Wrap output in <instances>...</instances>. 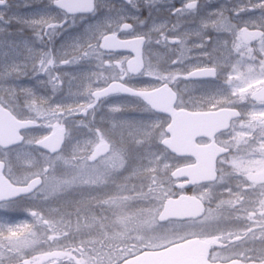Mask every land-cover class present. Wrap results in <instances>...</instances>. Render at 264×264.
<instances>
[{"label": "flooded vegetation", "instance_id": "1", "mask_svg": "<svg viewBox=\"0 0 264 264\" xmlns=\"http://www.w3.org/2000/svg\"><path fill=\"white\" fill-rule=\"evenodd\" d=\"M12 1L5 0L2 9ZM53 1L52 11L61 23L49 26L50 36L42 37L34 69L46 85L61 80V71L66 70L55 62L57 58L50 47V39L70 21L80 19L86 25L94 22L99 25L98 38L92 46L89 43L82 48L83 59L96 51L94 55L100 72L97 77L103 81L95 90L116 82L135 92L156 93L167 103L174 98L173 111L196 114L230 110L238 114L226 130L215 134L213 119L193 118L188 123L187 119L183 120V128L189 125L191 129H202L199 135L196 132L192 135V147L205 150L213 146V181L188 185L187 177L173 179L172 173L185 169L187 174L194 167L200 171L198 165L202 160L173 155L161 145L169 138L166 133L169 116L155 113L135 96L115 95L93 100L98 104L113 99L127 100L135 110L117 116L131 120L137 117L147 122L162 120L159 141L141 144L142 147L116 144L117 156L123 159L125 170L132 166L134 153L140 155L148 149L161 152L164 158L160 162L169 161L172 166L164 182L166 194L156 209L145 212L139 207L138 221L127 228L119 223L112 231H85L82 237L73 233L68 240L65 264H122L143 253L193 240H196L195 246L184 249L183 253L202 258L206 264H264V0H92V13L82 15H68L54 8ZM108 39L119 42L142 39V45L128 51L117 50L106 44ZM178 92L183 97L182 102H178ZM259 92L261 96H256ZM12 115L17 120H25L18 118L20 114L12 112ZM91 115L82 114V117ZM35 128L36 124L31 131ZM37 140L33 141V150L48 157L34 147ZM24 141L18 147L0 151H17ZM101 143L106 142L100 141L97 145ZM106 147L107 153L95 159L92 151L89 164L111 153L108 143ZM219 152H222L220 156ZM3 163L7 172L9 166ZM48 171L49 168L44 167L34 177L41 179L35 193L12 202L36 198L39 213L46 204H52L43 200L45 188L49 186ZM204 191H211L208 199L202 195ZM144 197L149 198L148 194ZM180 197L195 198L204 207L201 215L195 218L169 219L188 221L183 228L174 225L187 233L178 239H167L166 235L149 232V228L156 226L164 203ZM62 209L57 206L53 213H60ZM136 239H146V242L137 244Z\"/></svg>", "mask_w": 264, "mask_h": 264}, {"label": "rangeland", "instance_id": "2", "mask_svg": "<svg viewBox=\"0 0 264 264\" xmlns=\"http://www.w3.org/2000/svg\"><path fill=\"white\" fill-rule=\"evenodd\" d=\"M58 17L52 11L51 0H14L7 8L0 9V104L14 114L30 108L36 124L35 130L26 134L28 142L24 141L17 151H0V159L8 164L6 175L16 184L37 176L44 167L49 168L46 178L49 186L45 188L43 200L52 203L46 204L40 213L32 206L37 205L36 198L28 204L19 201L0 205V264H65L68 256L57 250L64 249L66 243L43 247L41 237L45 230H56L65 221L72 227L70 232L80 234L79 237L85 231H112L119 223L127 228L138 221L139 207L152 212L166 194L164 182L172 163L160 162L164 158L161 152L148 149L140 155L134 153L133 160L130 158L132 166L125 170L116 148L117 143L142 147L141 144L159 141L162 120L122 118L116 114H130L135 110L131 102L113 99L98 104L90 97L103 79L97 77L100 72L96 51L83 59L82 48L89 43L92 46L98 38L97 22L86 25L77 19L58 29L57 34L53 32L50 47L54 49L55 62L66 69L61 71V80L46 85L39 72L34 71L42 37L51 32L49 26L61 23ZM82 114H93L88 116L90 125L85 123ZM56 127H64L66 137H72L68 151L56 159L35 152L33 141ZM49 128L52 131L46 132ZM100 141L110 145L111 153L90 167L89 157ZM85 153L87 163L83 159ZM37 158L42 161V167L37 168ZM78 160L80 167L73 173L78 181L74 185L76 190L69 191L66 187L72 179L69 173ZM80 175L83 180H79ZM210 193L204 191L202 195L208 199ZM147 194L149 198L144 197ZM27 205L30 208L24 209ZM57 206L63 209L55 214ZM66 208L69 209L66 211ZM154 227L148 231L160 234L152 231ZM183 231L170 226L166 238L178 239L187 233ZM65 236L64 231L60 236L49 238L55 242ZM18 256L24 258L20 263L13 262Z\"/></svg>", "mask_w": 264, "mask_h": 264}, {"label": "water", "instance_id": "3", "mask_svg": "<svg viewBox=\"0 0 264 264\" xmlns=\"http://www.w3.org/2000/svg\"><path fill=\"white\" fill-rule=\"evenodd\" d=\"M5 5V1L0 0V8ZM53 7L65 12L68 15L90 14L93 11L92 0H56ZM107 45L115 47L117 50H130L131 47H140L142 39L132 40L130 42H119L114 39H108ZM263 92V91H261ZM259 92L256 96H261ZM113 95L135 96L140 98L154 112L164 114L170 117L171 122L166 128L169 138L164 139L161 145L165 147L171 154L176 156L188 155L202 160V164L191 169L186 174L185 169H178L171 175L173 179H181L187 177L190 182L188 185H197L212 182L213 174V146L205 150L192 147L193 137L196 132L198 135L202 129H191L189 125L183 128V120L186 123L189 119L208 120L213 119V134L224 131L228 128L229 122L238 117L235 111L223 110L216 113H187L185 111H173L174 98L170 102L160 100L156 93L135 92L132 89L121 85L120 83H110L104 89L94 91L91 95L93 99L103 100ZM34 128L32 121H18L11 113L0 106V148L8 149L18 146L22 143V129L31 130ZM66 131L64 128H57L54 132L45 138L37 141L34 146L46 153L53 155L58 153L65 142ZM212 134V135H213ZM107 153L105 143L100 144L94 151L93 159L103 156ZM222 152L218 153L220 156ZM4 163L0 162V204L10 202L21 197H27L34 193L41 185L39 178L30 180L24 186H14L4 176ZM186 185L185 187H189ZM183 187V186H182ZM204 207L200 201L195 198L180 197L176 200L169 199L164 203L163 210L159 215V221L169 219L184 220L195 218L201 215ZM196 240L172 246L168 249L157 252H146L135 258L125 261L122 264H206L201 258L194 257L188 253H183L184 249L194 247Z\"/></svg>", "mask_w": 264, "mask_h": 264}, {"label": "clouds", "instance_id": "4", "mask_svg": "<svg viewBox=\"0 0 264 264\" xmlns=\"http://www.w3.org/2000/svg\"><path fill=\"white\" fill-rule=\"evenodd\" d=\"M182 101H183V97L178 92V102H182ZM49 110H52V109L50 108ZM30 112H31V110L29 108L27 112H24V113L18 115V118L19 119H26V118H28V119H34L35 116L34 115H31ZM28 131H29L28 129H22L21 130V134L25 136V142H28V138H27V135H26V133ZM45 131L46 132H51L52 129L49 128V129H46ZM71 145H72V137H70V136L69 137H66L65 142L62 145V147L59 150V152L56 153V154H53V159H56L59 156L60 153H66ZM87 155L88 154L85 153L84 154V157H83V159L85 160V163H87ZM36 163H37V168L42 167V161L39 158H37V162ZM95 163L96 162H92V164L89 165V166L90 167L91 166H94ZM79 167H80V161L78 160L76 162L75 167L69 173L70 175H72V179L68 181V184L66 186L69 191H75L76 190V188L74 187V185H76L78 181H77V176L76 175H73V173L77 172V170L79 169ZM83 179H84L83 175H80L79 176V180H83ZM174 225H179L181 228H183L184 226L188 225V221H186V220L185 221H173V220L159 221V220H157L156 221V226L153 228L152 231L155 232V233H160L162 235H167L168 234L169 227L170 226H174ZM135 242L137 244L145 243L146 242V239H136Z\"/></svg>", "mask_w": 264, "mask_h": 264}, {"label": "trees", "instance_id": "5", "mask_svg": "<svg viewBox=\"0 0 264 264\" xmlns=\"http://www.w3.org/2000/svg\"><path fill=\"white\" fill-rule=\"evenodd\" d=\"M83 119H84V121H85L86 124H88V125L91 124L90 120L87 117L86 118H83ZM28 201L29 200H25L24 202L28 204ZM29 205H31V204H29ZM32 206H34V209H37V205H32ZM28 208H30V206H28V205L24 207V209H28ZM70 230H72V227L69 224V221H65L64 224H63V226H57L56 230H52L51 232H50V230H45L43 232V236L41 237V241L44 243V246L43 247L46 246L48 248H52V246H48V245H57L56 247H58L59 245H62L60 243H63L64 242V243H66L65 244V248L64 249L57 250V251L60 252V253H65V255H67L68 254V249H69V247L67 246L68 240L73 237L72 232H70ZM64 231L66 233V236L63 239H61V240H58V241L53 242L52 241L53 239H50L49 238L50 235H53V236H56V237L57 236H60V235L63 234ZM23 258H24L23 256H21V257L18 256L17 259H15L16 261H13V262L20 263L21 259H23Z\"/></svg>", "mask_w": 264, "mask_h": 264}]
</instances>
